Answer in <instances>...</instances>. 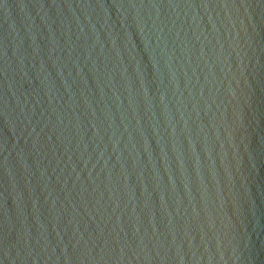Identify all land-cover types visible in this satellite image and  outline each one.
Instances as JSON below:
<instances>
[{"label":"water","instance_id":"water-1","mask_svg":"<svg viewBox=\"0 0 264 264\" xmlns=\"http://www.w3.org/2000/svg\"><path fill=\"white\" fill-rule=\"evenodd\" d=\"M0 264H264V0H0Z\"/></svg>","mask_w":264,"mask_h":264}]
</instances>
